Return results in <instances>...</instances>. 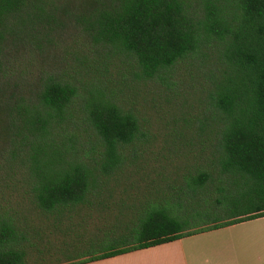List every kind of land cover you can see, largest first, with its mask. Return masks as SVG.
<instances>
[{
    "label": "trees",
    "instance_id": "16d2710c",
    "mask_svg": "<svg viewBox=\"0 0 264 264\" xmlns=\"http://www.w3.org/2000/svg\"><path fill=\"white\" fill-rule=\"evenodd\" d=\"M67 30L89 48L52 69ZM155 92L199 108L158 144L140 100ZM261 215L264 0H0V264L110 243L54 263L82 264Z\"/></svg>",
    "mask_w": 264,
    "mask_h": 264
},
{
    "label": "crops",
    "instance_id": "0c3cea01",
    "mask_svg": "<svg viewBox=\"0 0 264 264\" xmlns=\"http://www.w3.org/2000/svg\"><path fill=\"white\" fill-rule=\"evenodd\" d=\"M82 264H264V215Z\"/></svg>",
    "mask_w": 264,
    "mask_h": 264
},
{
    "label": "rangeland",
    "instance_id": "374dc122",
    "mask_svg": "<svg viewBox=\"0 0 264 264\" xmlns=\"http://www.w3.org/2000/svg\"><path fill=\"white\" fill-rule=\"evenodd\" d=\"M73 33H74L73 31L69 32V30H67V36L63 37L61 41L59 40L60 47L55 46L50 52L46 54V57L47 56L50 57L51 62L49 63L51 64L52 69L54 67L53 62L58 61L60 66L67 68L68 71H74L76 69V63H78L76 59L78 58V54L80 53L78 51L83 49L81 50V52H83L86 51L85 47L89 48L87 46H84V44L87 42H77V40L75 39L76 35H73ZM73 40H76V42H73ZM30 64H31L30 68L32 69L34 68L33 64L38 65L35 59H32ZM119 66H125V65L119 61ZM109 67L111 72L114 73L116 72V68L114 66L110 65ZM162 89L165 90L164 87H162ZM156 90L161 91V89H157V88ZM144 95H146V99L145 100L140 99V100L145 105V108H143L145 117L147 119H150L151 121L152 124L151 132L152 134H155L158 137V140L155 141L157 142L156 144L161 143V141L166 138L167 134L171 131V128L175 127L176 125L182 124L181 123L182 120L178 119L179 121H176L174 119L175 117L181 118L184 115V112H186L187 110L189 111L187 112L189 113V115H196L199 112L198 107L197 108L186 107L183 108L182 110L177 109V111L175 112L173 109L168 107L167 103L164 101V96L162 98L159 97V92L151 93V95L156 98L155 101H153V97L150 96L149 94L144 93ZM139 97H141V95ZM180 99L183 100L182 97ZM222 212L219 215H221V217L223 218L230 216L233 213V210H230L229 212L227 210L223 213ZM204 220H205L204 218H198L195 220V222L197 223L198 221H204ZM106 244H110V243L108 241H105L102 244L100 243L86 244V242L80 244L77 243L76 244L77 247L67 248L66 250H63L61 252L59 251L57 254L49 256L47 260H44L43 262L40 261L39 263H34V264H54L60 261L72 259L74 257H81L87 255L88 253H93L98 250H101V248H104Z\"/></svg>",
    "mask_w": 264,
    "mask_h": 264
}]
</instances>
